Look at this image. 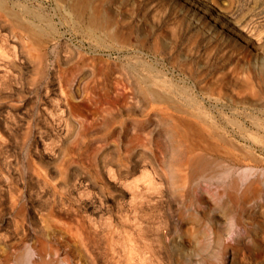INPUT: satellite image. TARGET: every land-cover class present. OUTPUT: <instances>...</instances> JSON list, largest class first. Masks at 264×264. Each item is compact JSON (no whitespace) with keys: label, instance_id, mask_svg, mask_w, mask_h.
I'll return each instance as SVG.
<instances>
[{"label":"rangeland","instance_id":"rangeland-1","mask_svg":"<svg viewBox=\"0 0 264 264\" xmlns=\"http://www.w3.org/2000/svg\"><path fill=\"white\" fill-rule=\"evenodd\" d=\"M1 1L0 231L63 264H264V0Z\"/></svg>","mask_w":264,"mask_h":264},{"label":"bare ground","instance_id":"bare-ground-1","mask_svg":"<svg viewBox=\"0 0 264 264\" xmlns=\"http://www.w3.org/2000/svg\"><path fill=\"white\" fill-rule=\"evenodd\" d=\"M189 4L195 5L196 2L194 0H183ZM209 2L214 3L212 0H209ZM0 3H2V1L0 0ZM210 4L205 3L203 4V8L207 9L210 8ZM219 10H221L222 12L226 13L227 16L223 15L222 13L219 12H209V14L211 15V17L214 19V21H219L221 24H224L226 22H231L235 25H237V28L244 30V28L242 26H240V22L237 24L235 23L234 20V15L232 13H229L227 8L221 7L219 8ZM206 11V10H205ZM228 17H231L228 18ZM245 39L247 40V42L250 45H253L255 42H257V40L255 39V37L253 36L252 33H248V36H245ZM64 103L66 105H70V101L66 100L64 101ZM201 116V115H200ZM199 118V117H198ZM196 121L198 123H200L201 121L203 122V120H201L200 118L197 119ZM191 125V124H190ZM189 128V127H188ZM189 148V146H188ZM197 147L193 146L190 148V151H188V156H190L192 154V152L196 149ZM189 150V149H188ZM190 152V153H189ZM200 152V151H198ZM214 156V155H213ZM233 157V156H232ZM222 158V157H221ZM219 157V159L217 157H208L204 154L201 153H196L193 155V157L189 158V161L191 163V165L194 166L195 172H194V176H197L199 173H204L207 172L208 174H210L212 177L215 175H219L222 171V158L221 159ZM151 161V160H150ZM132 163V162H131ZM130 165V164H129ZM122 166V165H120ZM192 166V167H193ZM192 168V170H194ZM129 170V169H128ZM132 170V169H131ZM175 172V171H174ZM223 172V171H222ZM193 173V172H192ZM111 174V173H110ZM226 174V173H224ZM222 175V174H221ZM237 175V174H236ZM207 176V175H206ZM210 176V177H211ZM240 177V176H239ZM247 177V176H246ZM218 178V177H217ZM216 178V179H217ZM232 178V177H231ZM196 179V178H195ZM198 179V178H197ZM232 180V179H231ZM225 182V181H224ZM229 183V182H228ZM234 184H236V180L234 179V181L232 182ZM224 184V183H223ZM231 184H229L230 186ZM248 185V183H247ZM239 186V185H237ZM223 187V186H222ZM235 187V186H234ZM232 189V188H231ZM238 189V188H237ZM225 190V189H223ZM235 190V189H234ZM245 190V188L243 189ZM227 191V190H226ZM247 191V190H246ZM233 192V191H232ZM232 192H230L232 194ZM244 193V191H243ZM242 193V194H243ZM246 193V192H245ZM244 193V194H245ZM238 194V193H237ZM233 195V194H232ZM231 195V196H232ZM248 195V194H247ZM238 196V195H237ZM240 197V196H238ZM42 213V212H41ZM47 213V212H46ZM42 215V214H41ZM41 215L36 216L33 218V224L37 227V229L41 232V234H45L46 236H52V235H56L60 232H63V230H65L67 228V230H72L73 227L78 229V225H76V223L73 225V223L71 221H65L60 219V217L54 219L55 223L50 222L48 219H46L45 217H42ZM54 215V214H53ZM47 217V216H46ZM53 220V219H52ZM1 221V220H0ZM52 224L54 225L52 227ZM3 227L0 224V229L3 230ZM66 227V228H65ZM32 228V227H31ZM34 229V228H33ZM81 231V230H80ZM28 228L22 224L20 222V220L14 219V229L11 230L10 232L6 233L5 231H0V264H63L62 260L63 258L61 257H56L54 254L57 253L59 254L58 250L59 247H56V250L53 249V245H51L49 242V244L52 246H48L45 240H42L40 245L38 244V246L34 247L35 250V257H33V250L31 248H33L31 246L30 248V243L28 244L27 241L31 240L32 236H28ZM74 231L72 230V233ZM70 233V232H69ZM70 233V234H72ZM37 234V233H36ZM40 234V233H39ZM74 234V233H73ZM44 235V236H45ZM75 235V234H74ZM77 235V234H76ZM79 235V234H78ZM82 236V235H80ZM91 236V235H90ZM37 237H39L37 235ZM71 237V236H70ZM84 237V236H83ZM83 237L81 239H83ZM40 238V237H39ZM47 238V237H46ZM60 239V237H57ZM62 238V237H61ZM34 239V238H33ZM49 239V238H48ZM53 239V238H51ZM76 239V238H75ZM78 239V238H77ZM85 239V238H84ZM54 242V241H53ZM86 242H88L86 240ZM55 243V242H54ZM84 243V242H83ZM53 244V243H52ZM65 244V243H64ZM70 244V243H69ZM80 244V243H79ZM86 244V243H85ZM59 246V243L57 244ZM55 245V246H57ZM61 246V245H60ZM69 247V246H68ZM61 249V248H60ZM73 250V249H72ZM88 250V249H87ZM65 251V250H64ZM79 251V250H78ZM74 252V251H73ZM71 251V253H73ZM89 252V251H88ZM88 252L86 254H88ZM91 252V251H90ZM49 253V255L47 256V254ZM77 253V252H76ZM37 254V255H36ZM68 253H64L62 255H65ZM75 254V253H74ZM74 254L72 256H74ZM92 254V253H91ZM60 256V255H59ZM66 256V255H65ZM70 256V254L68 255ZM79 256V255H78ZM92 256V255H89ZM88 256V257H89ZM74 258V257H73ZM83 258V257H82ZM92 258V257H91ZM75 259V258H74ZM89 260H91L89 258ZM80 261V259H79ZM78 261V262H79ZM83 261V260H82ZM88 262V261H87Z\"/></svg>","mask_w":264,"mask_h":264}]
</instances>
